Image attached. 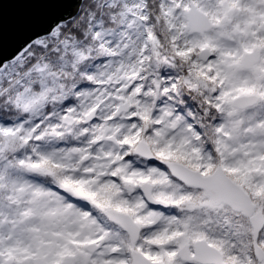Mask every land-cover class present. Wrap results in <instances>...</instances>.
Segmentation results:
<instances>
[{"label":"snow or ice","instance_id":"6c2138e0","mask_svg":"<svg viewBox=\"0 0 264 264\" xmlns=\"http://www.w3.org/2000/svg\"><path fill=\"white\" fill-rule=\"evenodd\" d=\"M0 9V264H264V0Z\"/></svg>","mask_w":264,"mask_h":264},{"label":"water","instance_id":"95a60500","mask_svg":"<svg viewBox=\"0 0 264 264\" xmlns=\"http://www.w3.org/2000/svg\"><path fill=\"white\" fill-rule=\"evenodd\" d=\"M6 0H0V6L4 5ZM14 2L19 3H32V2H39V3H51L52 0H14ZM70 6L64 5L62 6L61 10H67ZM29 6L25 5L22 6V10H28ZM26 42V41H25ZM18 40L16 39L12 25L11 19L9 15H5L3 19L2 9H0V62L4 58H7L8 55H14L15 51L19 50V47H22V44L18 45Z\"/></svg>","mask_w":264,"mask_h":264}]
</instances>
